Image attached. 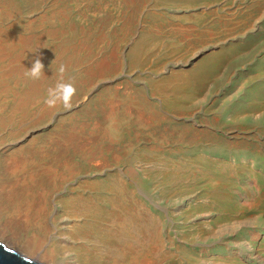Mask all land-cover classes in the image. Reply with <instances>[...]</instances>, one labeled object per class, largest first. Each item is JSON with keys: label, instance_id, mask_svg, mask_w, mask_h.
<instances>
[{"label": "rangeland", "instance_id": "374dc122", "mask_svg": "<svg viewBox=\"0 0 264 264\" xmlns=\"http://www.w3.org/2000/svg\"><path fill=\"white\" fill-rule=\"evenodd\" d=\"M0 28L24 103L0 139V183L22 179L0 220L29 211L25 184L46 193L35 257L17 246L39 225L2 244L41 264H132L155 229V264H264V0H0Z\"/></svg>", "mask_w": 264, "mask_h": 264}, {"label": "bare ground", "instance_id": "6f19581e", "mask_svg": "<svg viewBox=\"0 0 264 264\" xmlns=\"http://www.w3.org/2000/svg\"><path fill=\"white\" fill-rule=\"evenodd\" d=\"M2 29L0 28V139L6 136L8 137L11 136L12 138L17 136L21 128V125L23 123V105H24L22 98L19 96L18 83L15 79L17 74L20 73L18 65L16 63L19 57L17 56V53L14 51L16 50L15 47H13L12 51L8 52L9 43H6L5 33ZM12 44L13 46L16 45L15 42L14 43L12 42ZM18 145H19L18 140H15L11 144L10 146L11 150L7 155L6 162L3 168V171L5 170L9 174H11V178L13 177V175L18 174L19 169H21L25 161V158L23 156L24 154L22 155L20 150L21 148ZM19 182L22 183L21 177L20 179L18 178L17 181L8 184L6 188H4L3 184L0 183L1 209H6V208L12 209V207L8 208V206H12L14 203H16L17 199L21 196L19 194H20V190L22 189V186L19 185ZM25 185H26L25 187L30 188L26 190L27 196H25L24 198V202L27 204L29 211L24 213L21 216L22 217L21 219L19 218V216L16 218L15 215V216H9L5 218L3 221L0 220V231L8 229L12 233L18 234V230H17L18 221L23 222V224L25 223V226H28L30 224L34 226L39 225L38 227H36L35 235L31 237L28 236L27 239L20 244V246H17L22 252L28 253V255H34L35 257L36 254L34 253H36V249L38 247L37 238L40 235V233H42L41 232L42 228L40 227L39 215H41V212L45 206L46 193H45L44 182H38L36 185L37 188L34 191H32V188L29 184H25ZM76 208H80L79 212H81V208L86 210H91V206L88 203H79V202L74 203L73 208L69 210L73 209L72 211L74 212L76 211ZM85 215L87 217V214ZM126 215L128 218H130L128 213ZM82 221L83 223H85L84 224L85 227L84 229H80L78 234L83 239V237L87 236L86 233L87 231L85 229L93 230V227L95 225L93 222H90L93 225L90 227L88 217L86 219L82 217ZM136 223L137 221H134L133 225L130 224L129 225L130 227L125 228L123 233L125 239L131 240L132 237L135 235V233L141 229L138 223L137 226H135ZM154 233H155V229L151 231L149 235H143L141 242L138 244L139 245L138 248L140 249L141 253L132 261V264H155L154 263L155 261L149 260L146 256L148 251L153 250V248L155 247ZM82 235L84 236L82 237ZM89 241L92 242V240ZM95 244L97 243L92 242V245L98 250L100 246L98 247V245ZM107 253L111 255H115L116 250L110 248L108 249ZM38 258H41V256H39Z\"/></svg>", "mask_w": 264, "mask_h": 264}, {"label": "water", "instance_id": "95a60500", "mask_svg": "<svg viewBox=\"0 0 264 264\" xmlns=\"http://www.w3.org/2000/svg\"><path fill=\"white\" fill-rule=\"evenodd\" d=\"M0 264H41L17 251L7 248L0 242Z\"/></svg>", "mask_w": 264, "mask_h": 264}, {"label": "clouds", "instance_id": "9594fccd", "mask_svg": "<svg viewBox=\"0 0 264 264\" xmlns=\"http://www.w3.org/2000/svg\"><path fill=\"white\" fill-rule=\"evenodd\" d=\"M42 62L41 60L38 58L35 61H33L32 66L29 68V74L33 77H37L42 69ZM73 90L68 88V87H62L60 90V94H61V98L65 101V103L67 104V101L69 100V94L72 92ZM49 104H52L53 101L49 100L48 101Z\"/></svg>", "mask_w": 264, "mask_h": 264}]
</instances>
